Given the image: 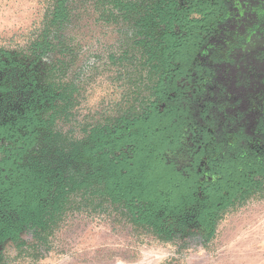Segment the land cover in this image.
Wrapping results in <instances>:
<instances>
[{"label": "trees", "instance_id": "obj_1", "mask_svg": "<svg viewBox=\"0 0 264 264\" xmlns=\"http://www.w3.org/2000/svg\"><path fill=\"white\" fill-rule=\"evenodd\" d=\"M100 1L112 5L104 11L107 23L138 17L143 38L137 45L156 79L150 99L139 110L86 126L82 140L61 131L59 123L73 117L76 87L62 82L60 66L46 73L37 66L56 50L57 35L70 20L69 0H53L43 30L26 47H0V264L5 243L19 246L30 235L47 246L69 212L96 203L166 241L202 230L205 246L224 212L264 192V150L251 160L211 156L213 180L202 182L200 155L217 143L205 140L188 149L183 132L197 121L198 95L187 99L186 109L170 98L171 81L195 68L202 25L217 7L208 0H151L141 13L139 0ZM159 26L164 29L157 35Z\"/></svg>", "mask_w": 264, "mask_h": 264}, {"label": "rangeland", "instance_id": "obj_2", "mask_svg": "<svg viewBox=\"0 0 264 264\" xmlns=\"http://www.w3.org/2000/svg\"><path fill=\"white\" fill-rule=\"evenodd\" d=\"M151 0H139L141 13ZM100 0H69L70 20L55 40L56 50L39 62L46 73L62 68L61 80L76 87L69 121L59 123L67 138L82 140L86 126L111 120L150 99L155 81L144 65L138 17L107 23ZM53 0H0V47H26L43 30ZM264 1L251 9L255 21ZM258 26V25H257ZM157 35L161 33L156 31ZM69 212L48 245L30 235L24 244L2 246L3 264H264V192L252 195L221 216L213 239L201 245L202 230L166 241L136 227L113 207Z\"/></svg>", "mask_w": 264, "mask_h": 264}, {"label": "flooded vegetation", "instance_id": "obj_3", "mask_svg": "<svg viewBox=\"0 0 264 264\" xmlns=\"http://www.w3.org/2000/svg\"><path fill=\"white\" fill-rule=\"evenodd\" d=\"M208 1L217 11L212 19L205 17L208 22L202 25L205 33L198 41L195 68L171 81L174 90L170 94L173 106L184 109L187 99L198 95L197 121L184 128L185 146L192 150L205 140L217 143L215 150L200 155L202 182L213 180L211 156L251 160L264 150V127L258 128L264 126V8L255 21L250 17L251 9L264 0ZM191 17L202 19L198 13ZM160 106L164 110L166 104Z\"/></svg>", "mask_w": 264, "mask_h": 264}]
</instances>
